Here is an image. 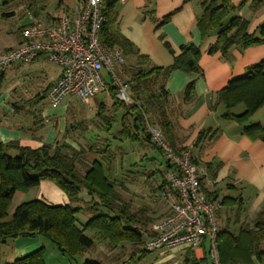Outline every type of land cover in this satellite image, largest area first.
Returning a JSON list of instances; mask_svg holds the SVG:
<instances>
[{"label": "trees", "instance_id": "16d2710c", "mask_svg": "<svg viewBox=\"0 0 264 264\" xmlns=\"http://www.w3.org/2000/svg\"><path fill=\"white\" fill-rule=\"evenodd\" d=\"M26 1L28 13L39 17L45 0ZM120 1L102 0L101 14L104 22L98 38L107 49L122 53L124 63L116 70L125 78L124 81L130 84L134 105L127 106L117 101L115 87L110 86L109 93L115 100L114 111L125 109L126 112L120 119L116 113L109 117L105 115L103 105H99V129L108 136L112 134L117 122L120 129L112 134V138L99 136L95 142L86 147L79 146V149L65 142H58L54 146L42 145L39 148L25 147L18 141L0 143L1 243L24 237H42L72 261L85 256L99 241L108 242L114 247L124 243L142 246L141 250L136 251L122 264H141L151 253L143 246L146 239L152 236L150 226L153 225V218L149 216L147 208L133 211L131 203L120 192L119 188L123 187L124 181L123 178L117 177L115 154L110 148L114 139L127 144L138 143L158 151L160 156L165 158L168 174L176 170L166 158L164 149L154 141L150 128L160 129L164 143L173 152L178 153L185 149L176 145L174 124L167 112L170 94L165 88V81L173 71L202 74V52L196 45L186 44L181 47L179 54H175L168 43H165L166 48L174 55V64L166 68L152 65L149 58L140 54L135 44L121 33L117 11ZM153 1L148 0V3L152 5ZM187 1L189 0H185ZM201 6L203 13L198 19V28L202 39L217 35L216 42L209 50L210 54L221 52L227 55L234 46L249 48L264 44V23L255 33H249V21L240 16H233L237 7L232 0H204ZM9 16L10 14H3V17ZM59 18L50 17L46 21L52 22ZM170 18L171 16L166 17L163 24L169 22ZM0 77L4 79L5 72H1ZM194 90V82L186 86L184 102L193 99ZM240 105L244 106V111L235 113L234 109ZM219 106L224 108L220 115L222 119L237 123L241 126L243 134L252 141L264 142V126L250 122L255 113L264 107V60L249 67L245 76L231 80L217 93L211 108L217 110ZM79 126L81 124L72 127L74 129ZM219 134V130H203L199 133L195 146L206 140L213 142ZM98 141L102 142L99 144ZM122 147L117 146V149L122 150ZM89 154L94 155L91 161L87 160ZM193 161L201 165L194 157ZM120 165L122 170L129 172L128 167L124 168L123 157ZM203 166L207 169L208 178L215 180L222 163ZM151 175L154 176L155 173H150L149 176ZM42 181L51 182L62 190L70 204L53 205L42 200H32L18 206L9 218L15 194L28 192L38 187ZM206 181L201 182V193L208 200L218 202L222 207L235 209L237 213L241 212V197L220 199L219 192L210 189ZM84 190L92 197L87 203L91 209V217L84 224H79L78 215L83 208L77 204L82 201L80 195ZM159 190L164 198L168 197L166 200L170 201L171 196L177 197L171 182L163 176ZM86 231H93L95 235L89 236ZM217 245L220 264H254V258L264 263V210L257 214L251 224L242 225L237 234L231 233L227 228L219 229ZM45 251L42 247L11 264H45ZM207 255L205 253L204 258L198 260L193 250L186 249L183 264H208ZM81 264L104 263L100 260L85 259Z\"/></svg>", "mask_w": 264, "mask_h": 264}, {"label": "crops", "instance_id": "0c3cea01", "mask_svg": "<svg viewBox=\"0 0 264 264\" xmlns=\"http://www.w3.org/2000/svg\"><path fill=\"white\" fill-rule=\"evenodd\" d=\"M203 1L154 0L150 5L148 0H121L117 7L118 24L121 33L135 44L140 54L148 57L151 64L158 67L166 68L174 64V55L166 48L165 43H168L175 54H179L181 47L186 44H194L200 48L202 74L173 71L166 79L165 88L170 94L167 112L174 124L176 145L179 148L190 149L194 159L201 165L222 163L217 178L207 179L208 187L217 190L220 199L223 197L243 199L240 213L226 207H222L220 211L222 226L220 229L227 228L231 233L237 234L242 225L251 224L257 214L264 210V142L252 141L243 134L241 126L237 123L222 119L220 117L224 111L222 106L217 110H212L211 106L217 93L231 80L245 76L249 67L264 60V44L249 48L234 46L227 55L221 52L210 54L209 50L216 42L217 35L213 34L205 40L201 37L198 19L203 13L201 6ZM232 2L237 7L234 14L248 20L249 33H255L264 23V0ZM168 16H171L169 22L163 24ZM21 42L20 35L17 45ZM59 74L60 71L57 69L55 77L45 90L56 83ZM191 82L195 83L193 99L184 102V90ZM107 95L113 97L109 92ZM99 105H103V111L108 114L116 113L113 108L111 109L113 105L105 102ZM123 111L125 114V109ZM75 116V109L65 105L47 109L39 117L34 115L33 120L26 118L27 123L22 124L23 121L19 123L0 112V143L18 141L22 146L39 148L42 145L54 146L58 142H65L75 147L72 142V126L76 124L71 122ZM250 122L264 126V107L255 113ZM77 124L82 126L84 123ZM208 129L219 130L220 134L213 142L206 140L195 146L199 133ZM124 143L117 139L113 140L116 147H122ZM79 146L81 144L76 148L79 149ZM32 200H42L53 205L70 204L62 190L51 182L42 181L38 187L28 192H17L9 214L12 215L18 206ZM82 212L83 209L79 215ZM90 215L88 211L84 219L80 220L81 224L87 222ZM86 234L95 235L93 231H86ZM2 247L6 253L0 259V264H11L42 247L46 249L45 264H81L86 259L85 255L72 261L42 237L8 240L2 243ZM194 253L198 260L205 256V252L201 250ZM253 260L254 264H264L256 258Z\"/></svg>", "mask_w": 264, "mask_h": 264}, {"label": "built area", "instance_id": "2783aa9c", "mask_svg": "<svg viewBox=\"0 0 264 264\" xmlns=\"http://www.w3.org/2000/svg\"><path fill=\"white\" fill-rule=\"evenodd\" d=\"M71 14L56 21L28 13V24L21 30L22 42L0 51V73L18 63L32 64L45 57L60 71L58 80L48 88L46 100L53 106L66 98L89 101L115 87V98L124 105H134L130 84L116 73L124 63L120 51L107 49L99 40L104 22L102 0H77ZM150 132L176 167L169 179L177 197H172L168 212L151 226L152 236L143 248L153 252L182 248L208 253L213 264H220L217 245L219 215L222 206L211 202L201 193V182L208 179L205 166L195 164L190 149L173 152L163 141L162 132L151 127ZM168 199V197H165Z\"/></svg>", "mask_w": 264, "mask_h": 264}, {"label": "rangeland", "instance_id": "374dc122", "mask_svg": "<svg viewBox=\"0 0 264 264\" xmlns=\"http://www.w3.org/2000/svg\"><path fill=\"white\" fill-rule=\"evenodd\" d=\"M3 2L6 1L0 0V50L9 46L16 47L21 29L28 23L26 18L28 15L26 0H8L6 3ZM77 4V0H45L42 5L44 8L39 17L47 20L50 17L57 18L58 16L71 14ZM3 14H10V16L3 17ZM57 69V66L45 57L39 58L32 64L18 63L8 69L5 72L4 79L0 77V112L19 123L23 121L22 124H25L27 123L26 118H32L33 120L34 115L39 117L47 109L65 107L66 105L75 109L76 116L71 122L73 124L84 123L72 131V142L75 148L80 144L86 147L91 142H95L99 136L112 138V134L119 128V122L114 125L112 134L108 136L101 133L99 129L100 118L97 115L100 103L105 102L111 106L115 102L113 97L107 95L108 92H102L95 99L89 101H82L77 97L66 98L58 106H53L46 100L45 89L55 77ZM116 73L122 80H125L117 70ZM244 109V106L240 105L234 112L242 113ZM123 110L116 112L118 119L124 114ZM104 113L109 117L113 116L112 113ZM101 142L98 141L99 144ZM122 148V150H118L115 145L110 148V151L115 154L114 164L117 177L123 178L122 181H124L123 187L119 188L120 192L131 203L133 211L147 208L149 216L153 218L154 223L166 215L170 205L169 200H166L159 190L162 176L170 181L165 158L160 156L158 151L152 150L147 146H141L138 143H124ZM122 157L124 159V168L128 167L129 172L121 168L120 160ZM93 158L94 155L89 154L87 160L91 161ZM150 173H155V175L149 176ZM80 197L82 201L77 206L83 208V212L78 217L79 224H81L80 220L84 219L83 217L87 215V212L91 211L87 203L92 200L86 190L82 191ZM217 223L220 229L222 227L220 213L217 216ZM139 249H142L141 245L133 246L130 243H124L114 247L108 242L99 241L96 243L95 248L86 254V259L100 260L104 264H122ZM4 253L6 251L0 242V259L4 256ZM185 253L186 250L182 248L157 250L144 258L141 264H183ZM207 257V263L213 264L212 257L209 254Z\"/></svg>", "mask_w": 264, "mask_h": 264}]
</instances>
